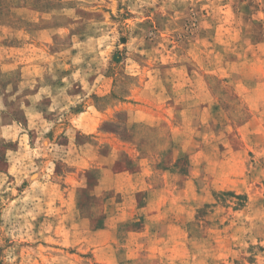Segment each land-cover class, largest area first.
Segmentation results:
<instances>
[{
  "label": "rangeland",
  "instance_id": "1",
  "mask_svg": "<svg viewBox=\"0 0 264 264\" xmlns=\"http://www.w3.org/2000/svg\"><path fill=\"white\" fill-rule=\"evenodd\" d=\"M0 98V264H264V0H0Z\"/></svg>",
  "mask_w": 264,
  "mask_h": 264
},
{
  "label": "crops",
  "instance_id": "2",
  "mask_svg": "<svg viewBox=\"0 0 264 264\" xmlns=\"http://www.w3.org/2000/svg\"><path fill=\"white\" fill-rule=\"evenodd\" d=\"M0 104H2V99L0 98ZM0 137L2 138H11L12 137V126L11 125H3L0 126Z\"/></svg>",
  "mask_w": 264,
  "mask_h": 264
}]
</instances>
